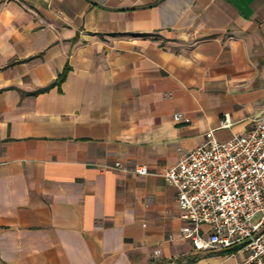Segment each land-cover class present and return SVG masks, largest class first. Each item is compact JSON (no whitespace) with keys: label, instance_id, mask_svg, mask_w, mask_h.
<instances>
[{"label":"crops","instance_id":"1","mask_svg":"<svg viewBox=\"0 0 264 264\" xmlns=\"http://www.w3.org/2000/svg\"><path fill=\"white\" fill-rule=\"evenodd\" d=\"M262 115L264 0H0V264H244L159 174Z\"/></svg>","mask_w":264,"mask_h":264},{"label":"built area","instance_id":"2","mask_svg":"<svg viewBox=\"0 0 264 264\" xmlns=\"http://www.w3.org/2000/svg\"><path fill=\"white\" fill-rule=\"evenodd\" d=\"M173 120L189 121L180 112ZM106 168L149 174L145 165ZM159 175L175 189L182 239L197 251L236 248L246 253L244 264H264V115L224 142L208 133Z\"/></svg>","mask_w":264,"mask_h":264},{"label":"trees","instance_id":"3","mask_svg":"<svg viewBox=\"0 0 264 264\" xmlns=\"http://www.w3.org/2000/svg\"><path fill=\"white\" fill-rule=\"evenodd\" d=\"M63 75H60V78L58 79V81L59 80H61L63 77H62ZM236 248H231V249H228V250H226V252L227 253H231L232 251H234Z\"/></svg>","mask_w":264,"mask_h":264}]
</instances>
